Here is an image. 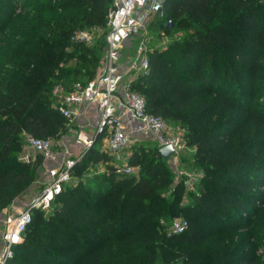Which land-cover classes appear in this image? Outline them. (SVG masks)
Masks as SVG:
<instances>
[{"label": "trees", "instance_id": "trees-1", "mask_svg": "<svg viewBox=\"0 0 264 264\" xmlns=\"http://www.w3.org/2000/svg\"><path fill=\"white\" fill-rule=\"evenodd\" d=\"M42 6L49 19L39 15ZM111 6L112 0H0V211L35 182L44 161L39 153L22 159L27 135L52 138L67 130L69 119L53 104L54 86L68 91L79 75L88 81L98 72L101 58L84 43L65 51L74 26L86 20L108 30ZM162 12L171 28L186 33L148 53L149 71L132 88L195 149L203 173L191 202L182 204L181 184L172 199L161 192L174 174L158 144H132L129 163L143 170L137 178L117 172L112 154L96 145L99 135L74 170L81 175L100 162L105 170L92 182L67 184L49 210L35 208L9 264H118L123 252L131 264H157L164 241L202 244L235 234L242 245H221L199 264H264V101H257L264 0H164ZM70 57H77L75 66H66ZM178 215L187 228L162 232L161 220Z\"/></svg>", "mask_w": 264, "mask_h": 264}, {"label": "built area", "instance_id": "built-area-1", "mask_svg": "<svg viewBox=\"0 0 264 264\" xmlns=\"http://www.w3.org/2000/svg\"><path fill=\"white\" fill-rule=\"evenodd\" d=\"M164 0H112L108 14L106 49L101 71L85 84L78 81L73 88L65 89L57 84L53 92L60 97L57 108L69 120L82 115V107L96 104L100 112L96 132L92 137L81 135L84 150L74 154L66 149V155L60 168L53 170L47 185L35 194L26 206L0 211V264H9L14 257V246L24 239L26 229L33 218L35 208L49 210L56 195L70 183L76 163L83 157L100 135L105 139V149L112 154L118 173H131L129 163L132 133L150 134L156 143L163 147L172 144L175 152L170 156L177 158L189 146L180 127L170 125L165 119L146 108V98L132 88V82L148 73V53H141L131 60L128 70L133 76L124 82L126 71L122 66V48L127 41L142 35L152 15L162 12ZM26 144L44 158L53 157L51 138L27 135ZM24 160H32L29 155H22ZM123 163V164H122ZM174 233L183 232L188 226L185 217L175 218L171 224Z\"/></svg>", "mask_w": 264, "mask_h": 264}, {"label": "rangeland", "instance_id": "rangeland-1", "mask_svg": "<svg viewBox=\"0 0 264 264\" xmlns=\"http://www.w3.org/2000/svg\"><path fill=\"white\" fill-rule=\"evenodd\" d=\"M43 12H40L41 17L50 18L47 14L46 7L42 6ZM168 22H174L169 20L168 16L164 12H160L151 16L146 31L132 40L126 42L122 48L121 63L123 68H126V76L124 82H128L133 76V72L128 70V66L134 58L139 56L141 53H149L156 48L163 47L175 38H182L185 35V31L178 28L165 29L164 24ZM106 34L107 27L102 28L98 25H94L86 20H78L77 24L74 26L73 33L71 35V43L65 46V51L70 52L75 44L84 43L92 51H96L97 56H100V63L97 74L101 71L103 66L104 54L106 49ZM78 62L77 57H70L67 61L66 66H75ZM96 74V75H97ZM239 83L245 80L244 76H236ZM77 80H81L83 84L87 81L86 75H79ZM61 85L63 88L64 86ZM263 85H261L262 87ZM54 89V88H53ZM252 90V89H251ZM53 98V104H57L60 101V97L56 96L52 90L51 92ZM257 101H264V87L263 90L257 93ZM173 125V124H170ZM178 127V126H176ZM182 134L183 129L180 128ZM84 134L81 125H77L76 121L69 120L67 130L59 132L56 136L52 137L53 142V157L44 158L43 163L38 167L37 179L35 182L28 187V189L18 198L13 200V202L7 206L9 210L17 208L19 206H26L31 200V198L42 191V189L47 185L50 178L53 175V170L60 168L64 161L66 155V149L68 148L70 152L74 153L70 147L67 145V140L69 137H73L74 140ZM102 138V136H100ZM95 143V142H94ZM93 143V144H94ZM152 143V146H155ZM103 148L105 145L104 140H100L96 143ZM194 148L188 147L185 151L181 152V155L177 158L171 157L168 159V164L173 171V183L166 189H162L161 192L167 196L169 199L174 198V188L181 184L183 188V193L181 197L182 204L191 202V197L189 195L190 191H194L198 187L200 177L203 173L202 168L196 163L194 158ZM29 155L32 160H35L38 154L30 148L26 142L24 144V149L22 155ZM123 164V163H122ZM105 168V163L100 162L95 165H90L89 168L79 175L77 169L73 170L70 184L76 183L80 178L84 180L85 183L92 182L94 177L99 172L103 171ZM143 170L139 166H133L131 173L139 178ZM48 212V211H46ZM185 217L184 215L178 216H168L161 220L162 232L168 235L174 234L171 230V222L175 218ZM186 218V217H185ZM160 243V242H159ZM243 241L239 239L238 234L235 235H216L210 240L204 241L202 244H189L187 242H165L160 243V248L156 253L157 264H199L201 261L205 260L209 262L215 255V252L221 245L226 247H231L234 245H242ZM261 252V251H259ZM132 257L129 253L123 252L118 257V264H131Z\"/></svg>", "mask_w": 264, "mask_h": 264}, {"label": "crops", "instance_id": "crops-1", "mask_svg": "<svg viewBox=\"0 0 264 264\" xmlns=\"http://www.w3.org/2000/svg\"><path fill=\"white\" fill-rule=\"evenodd\" d=\"M125 69L126 68H124V70ZM82 108H83L82 109V111H83L82 115L79 116L74 121H76L77 125H81V127L83 128V132H84L83 135L92 137L96 132L100 112H99L96 104H92L88 108H86V107H82ZM83 137L82 138L78 137L75 140L73 137H69V139L67 140V145L68 146L70 145L74 154H78L84 150L85 145H84ZM101 140H104V142H105L104 137H102ZM132 140H133V143L139 142V141L149 142L151 144L155 143V140L153 139V137L150 134H143V133H139V132H133L132 133ZM103 146H104L103 148H105V145H103ZM104 170H105V168H104Z\"/></svg>", "mask_w": 264, "mask_h": 264}, {"label": "water", "instance_id": "water-1", "mask_svg": "<svg viewBox=\"0 0 264 264\" xmlns=\"http://www.w3.org/2000/svg\"><path fill=\"white\" fill-rule=\"evenodd\" d=\"M168 27H173L174 23L173 22H168L167 23ZM161 154L164 158L169 159L170 156L175 152V149L172 144L165 145L161 147Z\"/></svg>", "mask_w": 264, "mask_h": 264}]
</instances>
